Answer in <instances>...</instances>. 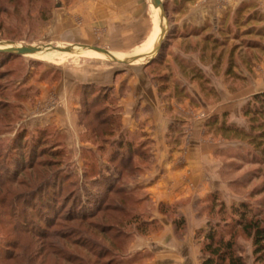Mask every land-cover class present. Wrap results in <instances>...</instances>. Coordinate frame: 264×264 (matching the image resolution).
Here are the masks:
<instances>
[{"label": "rangeland", "instance_id": "1", "mask_svg": "<svg viewBox=\"0 0 264 264\" xmlns=\"http://www.w3.org/2000/svg\"><path fill=\"white\" fill-rule=\"evenodd\" d=\"M163 1L167 14L163 42L167 45L161 46L154 56L125 64L78 45L104 47L120 58L153 50L159 43L161 11L152 0H0V41L18 45H75L71 52L43 50L54 55L50 59L40 52L19 55L0 67V76L5 72L0 79V264H63L64 252L69 249L85 255L73 257V264H107L108 260L113 261L110 264H132L129 245L125 246L130 238L132 241L141 234L138 222L143 218L150 220L155 208L153 202L145 200L147 196L138 178L151 165L153 145L143 117L150 115L155 119L157 113L141 107L139 96L122 101L127 84L122 81L124 90L119 85L127 73L129 79L147 74L149 78H144L142 84L152 88L155 82L171 95L190 88L197 96H192L197 108L205 100L209 104L221 101L217 110L229 109V121L233 117L236 122L246 123L244 104L255 90H264V34L258 33L264 20L243 21L255 10L264 15V1ZM243 3L253 6L241 15L237 10ZM250 27L255 32L249 33ZM1 61H5L2 54ZM230 68L229 76L226 72ZM200 73L209 78L207 84L197 78ZM217 110L201 109L195 114L208 121L218 114L214 113ZM125 111L134 125L139 124L138 128L124 127ZM100 117L102 121L98 120ZM121 138L132 139L140 153L134 157V170L122 172L132 199L124 202L122 208L118 205L120 195L108 193L106 212L108 208L115 219L106 218L103 212L90 219L101 225L65 217L73 207L75 211L82 210L79 200L73 203L70 198L74 192L84 203L92 200V193L103 194L96 185L98 179H94L98 178L94 175L97 171L115 173L122 168L117 166L120 159H111ZM224 141L221 168L224 184L209 192L202 208V213H207L208 225L197 232L200 245L209 223L235 221L233 206L241 201L264 211V191L260 190L264 162L245 142L227 136ZM48 160L55 164L48 169L39 168L44 171L37 176H28L38 168L28 171L26 167ZM54 171L60 180L55 192L54 188L47 191L53 197L42 212L48 224L41 225L35 214L41 203L39 197L28 194V188L19 182L35 188L43 185ZM60 188L66 197L61 195ZM89 206L94 208L92 203ZM24 209L38 226L31 227L30 223L29 229H22L19 223L24 225L28 220ZM132 216L137 219L131 220ZM102 224L107 225L105 231ZM115 234L122 235L120 252L98 257ZM237 245L246 264H255L252 239L240 230Z\"/></svg>", "mask_w": 264, "mask_h": 264}, {"label": "crops", "instance_id": "2", "mask_svg": "<svg viewBox=\"0 0 264 264\" xmlns=\"http://www.w3.org/2000/svg\"><path fill=\"white\" fill-rule=\"evenodd\" d=\"M144 75L140 73L139 77L129 79L127 73L119 85V89L124 90L122 81L127 84L122 101L139 96L141 107H149L154 114L157 113L155 119L150 115L143 117L142 122L153 139V145L151 165L138 178V184L147 196L145 200L149 199L155 206L150 218L154 227L146 234L133 237L128 256L132 264H202L197 232L208 225L207 213H202V208L209 192L222 188L224 184L221 168L226 145L216 124H208L195 113L201 109L217 110L218 104L222 103L209 104L205 100L201 108L194 107L192 96H197L190 88L171 95L167 89L157 87L155 82L152 88L142 84L144 78H149ZM260 91L255 90L253 94ZM219 110L212 116H217L220 124L225 117L228 120L230 110ZM129 116L123 112L124 127L138 128L139 124L134 125ZM228 122L243 125L233 117Z\"/></svg>", "mask_w": 264, "mask_h": 264}, {"label": "trees", "instance_id": "3", "mask_svg": "<svg viewBox=\"0 0 264 264\" xmlns=\"http://www.w3.org/2000/svg\"><path fill=\"white\" fill-rule=\"evenodd\" d=\"M166 5V3H165ZM251 6H253L252 3H243L238 8V13L243 15V13L249 9ZM254 19H257L258 22L264 20V15H261L259 13V10H255L253 13H249L247 16V19L243 22L248 23L249 21H253ZM247 31L253 32V28H248ZM258 33L264 34V26L261 29H258ZM255 32V31H254ZM214 42H218L217 38H213ZM165 42H163L162 48H164ZM167 45V44H166ZM214 51V49H212ZM213 53V52H211ZM0 54H2L3 57H5V61L0 62V67H3L5 64L9 62L11 58H14L15 56H19L20 54L17 53H10L6 51L0 50ZM220 55V54H219ZM218 55V59L221 58V55ZM8 57V58H7ZM7 58V59H6ZM231 67V66H230ZM3 73V72H2ZM4 74H1L0 79H3ZM227 75H232L231 68L226 72ZM234 76V75H233ZM201 82L204 84H207L209 82V78L205 76V74L200 73L198 77ZM243 115L246 119V123L243 125H239L235 122H228L226 117L222 120V122L219 124L218 117L212 116L208 120V124H216L217 129L226 137H230L232 139H237L240 141L245 142L248 144L251 148L254 149V155L258 156L262 159V162H264V90L257 92L246 101V103L243 106ZM102 119L101 117L98 118V120ZM102 121V120H100ZM96 126H94L95 128ZM138 149L134 147L133 140L132 139H124L121 138L116 146V149L111 157L112 161H115L116 159H120L118 167H122L119 169L118 172H108L105 173L102 170L97 171L94 175H97L98 181L96 182V185L100 187L104 192L103 194L97 193L98 196H94L92 193V200H86L84 201L80 198V196L76 195V192H74L70 198H72L73 203H77L79 200V204L82 207V210L75 211L73 208H71L70 212L65 216H69L72 220H78L81 223H85L86 221H90V223L97 216H99L98 213L103 212L106 216V218L115 219L109 212L107 208L106 212V200L108 199L110 194L120 195V201L119 206L122 208V204L124 202H127V200L132 199L133 194L126 191V185L123 182V175L122 172L125 169L126 171L134 170L133 162L134 157L140 156ZM54 161V159H53ZM33 164V165H32ZM29 165V167H26V169L32 170L33 167L37 166V168L41 167H51L55 163L51 160L48 161H38L36 164L32 163ZM36 170L32 171L28 176H37L39 173H42L44 170ZM138 170V167L136 166L135 171ZM46 171V170H45ZM96 177V176H94ZM10 178V177H9ZM60 177L57 171H54L51 176L48 179H45L44 186L38 185L35 188L30 187L31 184H26L24 181L19 182L20 186H25L28 188L27 193L30 195H35L36 197H39L41 203L36 208L35 214L39 216V224L42 225V223L48 224V220L45 217V214L43 215L42 212L45 210L43 207H47L50 205V199L53 197L51 196L47 191L49 189L54 188L52 190L55 192V188L57 187V184L59 183ZM71 183V182H70ZM16 183V185H19ZM72 185V184H71ZM46 186V188H44ZM261 191H264V182L262 187L260 188ZM46 191V192H45ZM61 195L65 194L64 190L60 188ZM131 194V195H130ZM88 195H91L90 192H88ZM67 195L65 194V197ZM25 197V196H23ZM94 199V200H93ZM69 200V199H68ZM68 200L63 204V208H67ZM142 200V199H141ZM139 201V200H138ZM72 203V206H73ZM92 203V207L89 206V204ZM104 205V207H102ZM116 205V206H118ZM49 207V206H48ZM52 207V206H50ZM29 208H34V206H29ZM105 208V209H104ZM44 209V210H43ZM62 209V211H64ZM106 212V213H105ZM24 215L27 217L28 220H25V224L21 225L23 230L29 229L30 223L32 224L31 227L38 226L37 222H33V220L29 219V211L27 209L23 210ZM233 214H237V216L234 215L235 220L234 222H216V223H209L208 229L205 231V237L201 245V257H202V264H246L245 257L242 255V253L239 250V247L237 245V234L240 230L244 235L247 237H250L252 239L253 243V255L255 257L254 263L255 264H264V211L263 210H255L248 202L241 201L240 204L233 206ZM133 217V216H132ZM132 219H137V217H133ZM180 222V221H179ZM177 221V223H179ZM92 223H98V225H101L100 222H92ZM90 224L94 226L93 224ZM139 227L137 229L141 234H146L150 232L154 227V222L152 220L144 219L140 220L138 222ZM104 226L103 231L107 229L106 224H102ZM111 227V225L109 224ZM113 229V228H111ZM106 233V232H105ZM104 233V234H105ZM122 235H113L111 239L109 240V243L102 252L98 253V257H102L103 255H106L110 252L113 253H119L120 250H118V246L122 244L121 240ZM131 238L128 241V245H130ZM76 244V242H74ZM76 246H79L76 244ZM80 247V246H79ZM82 248V247H81ZM84 249V248H82ZM85 250V249H84ZM87 251L91 252V249H86ZM69 252V254H67ZM65 258L63 257L65 262L73 264L76 257L85 258V255L78 254L74 252L73 249L65 250L64 252ZM122 254V253H120ZM75 259H74V258ZM78 259V258H77ZM81 262H84L85 260L80 259ZM113 263L111 260H108L107 264Z\"/></svg>", "mask_w": 264, "mask_h": 264}, {"label": "water", "instance_id": "4", "mask_svg": "<svg viewBox=\"0 0 264 264\" xmlns=\"http://www.w3.org/2000/svg\"><path fill=\"white\" fill-rule=\"evenodd\" d=\"M153 4L158 8H160V13H161V21H160V36H159V43L157 46L143 54H138L135 56H132L130 58H120L116 56L113 52H111L109 49L96 46V45H88V44H79L78 46L81 48H87V49H93L96 50L107 57L112 58L113 60L120 62V63H133L136 62L146 56H154L161 48L163 40L165 38V19L167 17L166 10H165V2L163 0H152ZM75 48V45L67 46V47H61V46H53V45H46V46H41V45H18L13 41H0V50L10 52V53H17L20 55H28V54H34L41 52L45 49H53V50H58V51H64V52H71Z\"/></svg>", "mask_w": 264, "mask_h": 264}, {"label": "bare ground", "instance_id": "5", "mask_svg": "<svg viewBox=\"0 0 264 264\" xmlns=\"http://www.w3.org/2000/svg\"><path fill=\"white\" fill-rule=\"evenodd\" d=\"M157 10H159V7H158ZM78 48H81V47L78 46ZM144 48H145V47H144ZM90 50L95 51V52H97V53H99V54H102V53H100V52H98V51H96V50H93V49H90ZM43 52H46V51H41V52H40V54L42 53V57L44 56V57L50 59L52 56H54V55H51L49 52H47V53H43Z\"/></svg>", "mask_w": 264, "mask_h": 264}]
</instances>
